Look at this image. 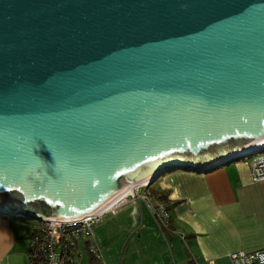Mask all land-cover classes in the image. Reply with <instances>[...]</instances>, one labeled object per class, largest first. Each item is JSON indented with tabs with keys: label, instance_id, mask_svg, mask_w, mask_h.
<instances>
[{
	"label": "water",
	"instance_id": "water-1",
	"mask_svg": "<svg viewBox=\"0 0 264 264\" xmlns=\"http://www.w3.org/2000/svg\"><path fill=\"white\" fill-rule=\"evenodd\" d=\"M263 139L264 0H0V216L78 220Z\"/></svg>",
	"mask_w": 264,
	"mask_h": 264
},
{
	"label": "crops",
	"instance_id": "crops-1",
	"mask_svg": "<svg viewBox=\"0 0 264 264\" xmlns=\"http://www.w3.org/2000/svg\"><path fill=\"white\" fill-rule=\"evenodd\" d=\"M153 182L147 185L155 187L152 194L156 201H164L170 222L161 226L150 211L155 221L146 213L134 246L138 254H156L155 242L175 231L183 235L189 249L185 257L178 251L171 254L172 262L232 264L231 250L264 248V179H252L248 162L231 161L205 171L172 169L159 183ZM126 204H132L135 211L134 203ZM30 228L22 221L0 216V264L26 263ZM170 239L179 244L175 235Z\"/></svg>",
	"mask_w": 264,
	"mask_h": 264
},
{
	"label": "built area",
	"instance_id": "built-area-1",
	"mask_svg": "<svg viewBox=\"0 0 264 264\" xmlns=\"http://www.w3.org/2000/svg\"><path fill=\"white\" fill-rule=\"evenodd\" d=\"M259 153V156L249 162L253 180L264 179V151ZM131 194L130 202L135 204L137 198L143 200L161 226L169 225V211L164 201L157 199L153 202L148 194L140 191L138 187ZM127 195L98 214L70 221L44 219L40 220L38 225L31 226L25 264H77L76 257L81 253V239H84L85 248L101 264L100 249L94 238V225L106 212H115L126 204ZM229 257L232 264H264V248L234 249L229 252Z\"/></svg>",
	"mask_w": 264,
	"mask_h": 264
},
{
	"label": "rangeland",
	"instance_id": "rangeland-1",
	"mask_svg": "<svg viewBox=\"0 0 264 264\" xmlns=\"http://www.w3.org/2000/svg\"><path fill=\"white\" fill-rule=\"evenodd\" d=\"M259 155L260 153L257 152L251 154L250 156H245L243 158L237 159L233 162L244 160L245 162L249 163L252 159L256 158ZM166 172L167 171L160 174L157 179L154 180L153 183H159ZM138 188L141 191H145L149 195L150 199L154 201V196L152 194L154 193V186L151 187V185H140ZM131 192L132 190L128 193L126 197L127 203L131 201ZM141 205L144 217L145 214L148 213L151 221H155L144 201H141ZM110 212H108L107 215H102L94 225V238L97 246L100 249L101 264H135L136 261L141 262L142 264H186L185 260H182V262L180 263H178L177 260L176 262L173 261L174 263L171 261V254H177L176 251L182 254L183 257L188 255L187 252L189 247L187 242L182 239L183 235L181 233L178 234V232L176 231L171 232V234H166V239L164 237V234L162 240L155 242L153 246H157L156 254H154L153 252H150V254H148L147 252H141L138 254V250L134 249V246L137 242L138 234H140L139 231L130 235L125 243L127 234L129 232L128 230H126L127 226L125 225V223L130 219V213L132 212V204H123L115 212ZM11 219L16 221H22L29 226H36L39 224V220L37 219H21L16 217H11ZM172 235H175V238L179 241V244H175L173 241H171L170 236ZM101 236H103L104 238H101ZM80 247L81 253L79 256L77 255L76 257L77 264H89L90 253L87 248H85L84 239H81Z\"/></svg>",
	"mask_w": 264,
	"mask_h": 264
},
{
	"label": "trees",
	"instance_id": "trees-1",
	"mask_svg": "<svg viewBox=\"0 0 264 264\" xmlns=\"http://www.w3.org/2000/svg\"><path fill=\"white\" fill-rule=\"evenodd\" d=\"M159 198H163V195H158ZM149 197V195H148ZM150 198V197H149ZM151 200V199H150ZM162 200V199H160ZM154 201L156 202V199H154ZM153 201V202H154ZM163 201V200H162ZM29 236H30V233H29ZM89 264H99L98 260L95 258V256H93L92 254L89 255Z\"/></svg>",
	"mask_w": 264,
	"mask_h": 264
},
{
	"label": "bare ground",
	"instance_id": "bare-ground-1",
	"mask_svg": "<svg viewBox=\"0 0 264 264\" xmlns=\"http://www.w3.org/2000/svg\"><path fill=\"white\" fill-rule=\"evenodd\" d=\"M264 144V139L263 140H261V141H259V142H257V143H255V144H253L254 146L253 147H255V146H262ZM128 191H131L130 189L128 190ZM121 199H123V196L121 197V198H119L118 200H116L117 202L119 201V200H121ZM116 202V203H117Z\"/></svg>",
	"mask_w": 264,
	"mask_h": 264
},
{
	"label": "flooded vegetation",
	"instance_id": "flooded-vegetation-1",
	"mask_svg": "<svg viewBox=\"0 0 264 264\" xmlns=\"http://www.w3.org/2000/svg\"><path fill=\"white\" fill-rule=\"evenodd\" d=\"M143 201V200H142ZM136 212V210L133 212V213H135ZM136 214V213H135Z\"/></svg>",
	"mask_w": 264,
	"mask_h": 264
}]
</instances>
